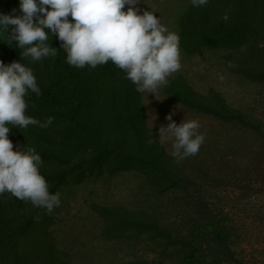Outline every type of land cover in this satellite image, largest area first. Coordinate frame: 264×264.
Returning <instances> with one entry per match:
<instances>
[{"label": "trees", "instance_id": "obj_1", "mask_svg": "<svg viewBox=\"0 0 264 264\" xmlns=\"http://www.w3.org/2000/svg\"><path fill=\"white\" fill-rule=\"evenodd\" d=\"M13 9L17 11L13 13ZM179 10L175 25L183 53L194 55L204 49L222 48L224 67L245 79L264 83V0H209L200 7L184 0ZM0 12L20 15L19 0H0ZM225 14L226 21L222 19ZM48 43L57 48L56 55L31 61L30 57L20 56L22 49L9 40L7 33L0 38V60H20L31 67L41 89L39 95L29 93L26 115L41 124L54 117L47 127L9 125L12 128L8 133L14 151L32 147L41 155L39 170L50 192L63 195L69 186L83 183L92 174L123 171L140 173L159 194L197 186L187 184L180 161L161 142L158 127L150 126L145 92H138L122 69L111 61L95 68L70 66L55 34L49 36ZM161 90L189 110L240 127L245 137L227 138L226 147L240 143L247 165L256 171L262 165V118L233 106L213 87L207 92L197 90L182 73L171 77ZM203 200L199 198L191 208L192 216L199 217L186 215L169 224L146 209L97 201L90 207L105 225L106 239L119 243L128 231L147 232L151 238L182 248L181 254L160 255L148 264H247L233 248L242 234L233 220L242 219V215L206 213ZM58 211L57 207L49 214L30 200H20L10 192L0 194V264H72L69 251L59 247L53 237ZM192 221L193 233H182L179 225ZM200 234L211 236L225 255L206 260L201 255Z\"/></svg>", "mask_w": 264, "mask_h": 264}, {"label": "rangeland", "instance_id": "obj_2", "mask_svg": "<svg viewBox=\"0 0 264 264\" xmlns=\"http://www.w3.org/2000/svg\"><path fill=\"white\" fill-rule=\"evenodd\" d=\"M181 4L184 0H140L136 7L141 13L144 10L155 11L162 23L177 33L175 17ZM223 52L222 48H210L186 55L180 50L182 66L167 77V81L182 73L197 90L207 92L213 87L221 91L233 106L264 120V83L250 81L224 67ZM162 86L154 94L144 93L150 126L158 129L166 126L170 123L166 119L170 113L178 124L183 119L199 121L198 132L204 134L205 141L196 155L180 160L187 184L195 183L197 186L159 194L136 171L115 175L92 174L83 183L69 186L61 195L53 237L59 247L69 251L72 264H148L160 255L181 254L182 248L166 240L151 238L147 232L128 231L119 243L106 239L105 225L90 204L97 201L146 209L162 223L169 224L186 215L192 216L191 208L199 198H204L206 213L222 211L231 213L230 217L234 213L242 215V219L233 220V224L242 229L240 239L233 246L237 257L247 264H264V162L256 171L255 167L247 165L240 143L232 148L226 147L227 138L245 137L240 127L181 106L162 92ZM164 143L172 154L174 141L169 139ZM195 217L199 215L193 214L192 219ZM194 223H184L179 225V229L188 234L194 231ZM200 235L201 255L206 260L225 255L224 249L211 236ZM114 259L117 263L113 262Z\"/></svg>", "mask_w": 264, "mask_h": 264}, {"label": "clouds", "instance_id": "obj_3", "mask_svg": "<svg viewBox=\"0 0 264 264\" xmlns=\"http://www.w3.org/2000/svg\"><path fill=\"white\" fill-rule=\"evenodd\" d=\"M140 0H19L20 15L0 12V38L7 33L11 42L22 49L20 56L40 61L55 56L57 48L49 45V36H57L70 66L84 68L111 61L126 73L138 92L154 94L167 77L181 68L180 36L170 31L153 10L142 13ZM209 0H191L194 7ZM128 6L125 10V6ZM17 10L13 9L15 13ZM71 17V19H69ZM227 20L225 14L222 17ZM40 94L33 69L19 61L0 60V194L10 192L20 200L49 214L61 205V194L49 191L40 173L41 155L32 147L13 150L8 133L12 127L30 124L50 125L54 117L41 122L26 115L29 93ZM170 121L161 126V142L172 139V155L177 162L196 155L205 141L198 132L196 119L179 124Z\"/></svg>", "mask_w": 264, "mask_h": 264}]
</instances>
